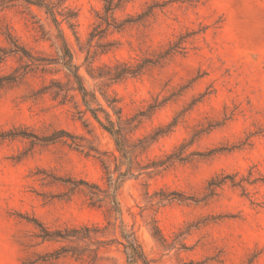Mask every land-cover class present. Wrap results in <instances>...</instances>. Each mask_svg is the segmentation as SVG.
Returning a JSON list of instances; mask_svg holds the SVG:
<instances>
[{"label": "rangeland", "instance_id": "374dc122", "mask_svg": "<svg viewBox=\"0 0 264 264\" xmlns=\"http://www.w3.org/2000/svg\"><path fill=\"white\" fill-rule=\"evenodd\" d=\"M8 1L0 0V49L9 46L3 35L9 30L33 55L56 58L57 31L45 12ZM153 4L160 7L146 24L107 37L119 46L96 64L134 65L158 55L178 36L197 33L184 54L106 89L124 119L165 101L151 118L141 119L133 141L175 121L139 157L142 163L165 159L192 139L194 143L180 151L184 161L161 168L151 179L143 175L123 183L118 199L125 222L136 231L151 264H264V182L246 185L248 196L228 183L202 201L208 183L221 174L264 179V0H134L116 16H136ZM67 6L76 12L77 32L86 44L104 3L67 0ZM62 30L86 88L106 106L100 83L83 67L85 54L73 33L65 24ZM28 64L20 55L7 57L0 61V77ZM50 69L47 74L30 72L0 92V264H48L37 260L57 245L37 238L28 219L51 230L105 224L101 211L86 204L85 188L74 189L68 182L107 187L100 163L74 146L90 142L103 152L119 153L113 138L79 113L84 108L76 93L65 104L46 93L52 80L68 81L62 67ZM15 131L24 137H9ZM58 131L75 139L42 144L31 137ZM153 221L165 246L152 236ZM101 256L97 264H127L116 245L101 250ZM52 264L89 263L65 258Z\"/></svg>", "mask_w": 264, "mask_h": 264}, {"label": "trees", "instance_id": "16d2710c", "mask_svg": "<svg viewBox=\"0 0 264 264\" xmlns=\"http://www.w3.org/2000/svg\"><path fill=\"white\" fill-rule=\"evenodd\" d=\"M133 1L102 0L104 3L103 13L97 15V23L94 25L86 44L82 43L78 35L77 14L67 6V0L8 1L9 3L22 2L30 11L36 7L45 12L57 31V56L54 59H49L33 55L8 30L3 35L9 46L0 49V61L10 56L20 55L21 58L28 59L29 64L8 76L0 77V92L5 85L18 82L30 72L40 71L47 74L52 72L50 68L53 66L62 67L66 73L67 83L52 80L44 90L50 94L53 100H60L62 104L73 101L75 97L71 93H76L80 98L81 107L84 108L79 113L82 116L89 115L94 119L113 138L119 153L118 157L114 154L103 152L90 142H86L85 145L78 144L74 146L77 151L85 153L86 156L93 155L100 163L106 177L107 187L103 188L85 180H69L68 182L73 185L74 189L85 188L84 197L86 204L90 208L101 211L105 224L65 226L51 230L38 219H28L27 221L32 223L37 229V238L43 242L57 245L52 251L39 256L37 261L52 264L61 259L71 258L76 261L97 264L102 260L101 250L116 245L122 249L127 264H151L138 240L136 231L133 227L129 228L125 222L124 210L118 199V192L127 179H136L143 175L151 179L159 174L161 168L167 167L176 161H184L185 158H183L180 151L193 144L194 139L182 145L177 152L167 156L165 159L150 161L146 164L142 163L139 157L146 154L162 135L169 133L176 125L175 121L166 127L155 130L149 136L133 141L132 135L142 124L141 119L151 118L154 112L163 106L165 101L151 104L147 111L139 112L132 118L124 119L121 109L117 107L118 101L115 98H111L106 89L112 84L129 78H140L149 68L161 65L174 56L184 54L186 44L197 33H187L178 36L175 41L171 42L158 55L144 58L134 65L120 61H116L112 66L104 63L97 65L96 63L102 56L109 54L119 46L118 41L107 40L110 34L122 33L130 26L146 24L149 19L154 17L155 10L160 7L158 4L148 5L142 13L136 16L127 15L124 19H118L117 13L123 12ZM62 24H65L73 33L79 51L85 54L83 67L92 80L100 83L99 93L106 106L99 101L96 92H91L86 88L83 77L80 74L81 67L74 62V53L65 39ZM43 31L45 36L49 34V32ZM113 116L116 117V120L113 119ZM8 135L9 137H24L25 134L15 131L9 132ZM31 137L42 144L62 142L64 137L75 139L65 131H58L44 138ZM237 177V174H221L214 177L208 183L206 194L202 201L217 196L218 192L228 183L233 188L241 189L243 196H248L246 185H255L259 181L264 182V179L253 180L252 174L240 180H237ZM150 227L152 236L165 246L166 240L157 223L153 221Z\"/></svg>", "mask_w": 264, "mask_h": 264}]
</instances>
